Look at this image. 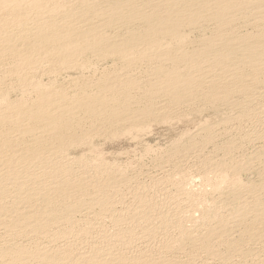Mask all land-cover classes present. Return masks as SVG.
I'll list each match as a JSON object with an SVG mask.
<instances>
[{
  "label": "bare ground",
  "instance_id": "1",
  "mask_svg": "<svg viewBox=\"0 0 264 264\" xmlns=\"http://www.w3.org/2000/svg\"><path fill=\"white\" fill-rule=\"evenodd\" d=\"M0 1L13 5H0V264H264V0H77L63 16L69 0ZM42 4L50 14L27 28ZM104 59L113 68L98 74ZM81 69L91 75L71 91L35 78ZM11 80L26 97L8 98ZM200 103L237 110L221 122L230 138L206 125L155 159L162 177L67 156L92 132ZM191 152L221 177L258 172L231 184L217 225L193 221L197 199L172 178Z\"/></svg>",
  "mask_w": 264,
  "mask_h": 264
},
{
  "label": "rangeland",
  "instance_id": "2",
  "mask_svg": "<svg viewBox=\"0 0 264 264\" xmlns=\"http://www.w3.org/2000/svg\"><path fill=\"white\" fill-rule=\"evenodd\" d=\"M69 1H70V3L66 2V4L64 3L60 8H57V10L58 9L60 10V11L59 10L58 11L61 13V16H63L65 14L64 12L62 13V11H64L62 9V7H65L64 5H68V4L74 5V3H77V4H75L76 6L82 5V4L80 5L79 2H77V0L76 1L74 0V2H73V0H69ZM2 2L3 1H0V5H3V4H1ZM48 2H50V1H48ZM52 2H54V0ZM97 2L100 3L101 0H99ZM5 4H7V3H5ZM11 4L12 3L7 4V5H3L2 7L6 8ZM40 6H39L40 10L39 9L38 10L33 9L30 11L28 10L30 12L29 13L30 17H28V19L30 18L29 19L30 21L28 19L25 20L26 23L28 22V24L25 23L27 25L26 26L27 28L32 27V24L34 23V21H35V23H36V21H38L37 16H35L37 14L35 11L39 12L37 14L38 16H40L42 13L45 15L50 14V12L45 13L44 9L46 8V4H44V5L42 4ZM43 6H45V7H43ZM9 7L11 8V7H13V5H11ZM0 11L2 13L3 10L0 9ZM33 12L35 13V15L32 16ZM40 12H42V13H40ZM43 14H42V16H43ZM31 16L33 19L31 18ZM59 16H60V14L56 13V17H59ZM31 19H32V21H31ZM39 21H40V19H39ZM29 23L31 26L29 25ZM14 27H16V28H14ZM14 27L11 26V27L7 28L6 32H8V34L13 33V32H14L13 34H16V33H18V30L20 31V29H21V28L19 29L18 26H14ZM9 29H11L13 32ZM116 31L117 30L112 29L109 31V33L116 32ZM198 31H199V29L192 31V33H190V34L189 33H187V34H189V37L191 39H193V38L195 39L196 38L195 36L197 34L199 35L200 31L199 32ZM205 31H208V29H206ZM192 34H193V36H192ZM111 61H112L111 59H104V61L102 60V62H100V64H98L97 66L94 67L95 72H97V73L99 72L98 74H100L101 72L102 73L107 72V70L112 69L113 68V66H112L113 62H111ZM0 66H2V63L0 64ZM103 67H105V70ZM92 68L93 67H91V69ZM99 68H101V70H99ZM89 73H91V72H86V69H84V70L81 69V71H78V70H75V71H73V70L68 71L67 70V71H65V70H63L60 73H57L58 75L56 73L46 72L45 75H44V73H42V74L36 76L35 78L41 80L40 82L42 83L43 87L46 85L45 87H48V88L52 87L53 88V87L60 85L59 87L62 86L65 89H67L68 91H71V90H73L74 80L76 81L74 83H79L82 80L85 81L86 80L85 77H89L91 75ZM97 73H95V75ZM83 77H84V79H83ZM10 82H11V84L15 85V88H14L13 92H9L10 94H8V98L10 97L11 100L13 99V101H15L16 99H18L22 96L26 97L27 94H25V92L22 94V91L26 90L25 87L23 88V84H22V86H19L16 84L17 82L15 80L14 81L11 80ZM28 97H29V95H28ZM203 106H204V108H203ZM198 109H200V110H198ZM234 110H236V109H234L232 107L228 108L227 105L225 107L224 104L220 105L217 109H215V106H212V105L210 106L209 104L200 103V105L198 107H196L195 110L193 109V110L186 111V115H185V112L178 113L180 110L179 111L176 110L177 113L174 115V113L176 111L172 110L173 113H172V111H170L169 113H172L173 115L168 114V113H163L161 116L158 117V119H156L157 122L155 121V119L147 120L144 122L145 124L142 123L143 125L138 127L139 130L137 128L138 131H136V128L135 129L130 128L129 130L118 129L123 134L121 132L119 134L118 133L119 131L117 130V133H118L117 135H116V131H115V135H114V133H110V135H109L108 132L104 133L103 131L102 132L104 134H102V132H92L89 134L91 140L89 139L88 141H86L87 143L83 146H79L77 148H72L71 150H69L67 152V154H69L67 156L68 157L70 156V158H72V157L80 156V155L84 154L83 158L86 159V157H88L87 160L90 161L92 164L96 163V165L102 166L101 164L104 163L105 166L106 165L107 166L110 165V167L112 166V169L114 167L115 171H121L123 173L126 172V175H128V176L133 177L135 175H139V176L142 175L143 180H146V181L148 180V178L151 175H154L157 178H159L162 175V173H160V172H162V170L160 171V169L155 167L157 169L156 170L152 166L155 159L157 160L159 157L165 156V154L171 152L170 150H173V148L184 143V141L188 140L189 137L193 136L195 133L197 134V133L202 132V130L204 131L205 130L204 128L206 125L208 126V128L212 126L216 129V132L219 134L217 137V139L219 141H224V139L227 140L228 136L230 138V134H229L230 132L229 131H228V133H226L227 135L225 134V132H223V131H225L223 129V124L225 123V121H226L225 119L228 118L229 114H230V116H232L236 113L237 110L235 111L234 114L232 113V112H234ZM170 115H171V117H170ZM221 118H223L224 120L223 119L221 120ZM228 119H230V118H228ZM209 122H211V123H209ZM125 131H129V132H125ZM106 133H107V136H109V137H106ZM231 133H234V132H231ZM100 134H102V135H100ZM111 134H112V136H111ZM89 141H90V143H88ZM205 148H204L203 152H208L207 149L211 151V148H208V147L206 149ZM97 153H98V155H97ZM196 154H198V155H196ZM237 154H240V153L239 152L235 153V156L239 157V155H237ZM197 156L199 157V152H197V153L191 152L189 155L186 154V155H183V157H180L181 159L180 158L178 159L179 164H180L179 167H181L180 168L181 171L179 172L180 174L178 173L180 175V177L176 173L172 176V178L173 179L176 178V180L174 179V182L183 181V185H184L183 188L185 190L184 192H186L188 190L189 193H188V191H187V193L190 195H193L194 196L193 198L195 200L197 199L196 204L194 205L195 208L193 206V210L195 209L192 213L194 216L193 221H195V223H197V222L199 223L200 222L199 218L203 217L202 219H204V218H205V220L207 219L206 221L209 222V226H210V223L212 226H214V225H217L219 220L227 217L230 214L228 212H230L231 207L228 205V201H226V200H228L227 195L230 193L229 191L234 189V188L232 189V187H233L232 185L235 184L234 181H236L238 183L241 182L240 184H242V185L238 187L241 189L247 185H250V184H253L254 182H257L258 181L257 180L258 179V176H257L258 172L255 169H249L248 168L247 170L242 171L239 174H237V176L227 174V175H225V177L224 176L221 177L219 175V173L217 174L216 172H212L211 170L203 169L201 157H199L200 158L199 159ZM167 164H169V165H167ZM170 164L173 166V164L169 163V162L163 163V165H164L163 169L164 170L166 169L168 171H170V169H171V171H173L172 170L173 167H171ZM163 165L161 167H163ZM262 166H263V164H262ZM127 168H129V169H127ZM176 169L174 171H176ZM148 173H150V174H148ZM157 175H160V176H157ZM181 175H182V177H181ZM184 175H185V177H184ZM192 186H194V187H192ZM201 200H202V202H201ZM205 211H207V212H205ZM206 221H205V223L207 224ZM206 224L204 225L206 227H204L203 225H200V224L197 225V227L195 229L196 233L198 234V233H201V231L203 232V229L205 231V228L209 227L208 224L207 225ZM234 235H236V233H234Z\"/></svg>",
  "mask_w": 264,
  "mask_h": 264
}]
</instances>
